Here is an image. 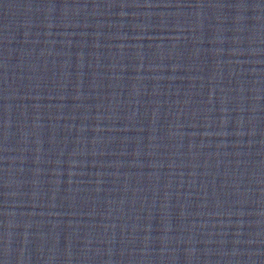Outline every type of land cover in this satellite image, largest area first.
<instances>
[{
  "label": "water",
  "instance_id": "95a60500",
  "mask_svg": "<svg viewBox=\"0 0 264 264\" xmlns=\"http://www.w3.org/2000/svg\"><path fill=\"white\" fill-rule=\"evenodd\" d=\"M0 264H264V0H0Z\"/></svg>",
  "mask_w": 264,
  "mask_h": 264
}]
</instances>
